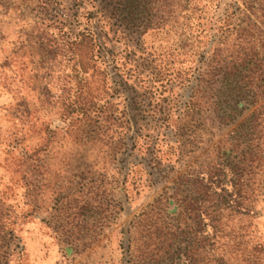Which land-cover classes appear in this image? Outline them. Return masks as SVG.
<instances>
[{
    "label": "rangeland",
    "instance_id": "1",
    "mask_svg": "<svg viewBox=\"0 0 264 264\" xmlns=\"http://www.w3.org/2000/svg\"><path fill=\"white\" fill-rule=\"evenodd\" d=\"M84 1L78 8L74 0H47L43 11L40 0H0V264H128L135 222L152 208L177 209L173 201L159 203L163 183H151L145 156L120 140V112L131 92L121 89L110 57L67 50L64 35L85 27L83 10L92 9ZM56 10L73 23L47 26L46 11ZM193 34L181 25L150 31L138 46L171 54L170 67L187 70L199 56L178 54L194 53ZM132 58L139 72H150L151 56ZM165 95L176 108L173 136L181 147L173 158L182 153L184 166L204 168L217 158L214 143L225 128L207 116L180 115L188 88L175 85ZM169 141L158 140L164 157ZM140 162L124 182L127 167ZM255 212L254 230L264 241V194Z\"/></svg>",
    "mask_w": 264,
    "mask_h": 264
},
{
    "label": "trees",
    "instance_id": "2",
    "mask_svg": "<svg viewBox=\"0 0 264 264\" xmlns=\"http://www.w3.org/2000/svg\"><path fill=\"white\" fill-rule=\"evenodd\" d=\"M40 1L46 10L47 0ZM201 1L88 0L86 26L64 35L73 55L114 63L121 89L131 92L120 112V140L145 156L151 183H163L159 203L177 207L173 213L152 208L135 222L125 246L128 264H264V241L254 230L264 194V0H232L224 8L223 0ZM84 3L74 0L78 8ZM45 15L47 26L73 23L59 10ZM178 25L195 32L194 53L178 54L199 56L187 70L172 69L171 54L138 46L144 34ZM138 54L151 56L147 74L132 58ZM175 85L189 89L180 115L207 116L225 128L214 143L217 158L204 168L184 166L182 153L173 158L181 147L176 108L165 94ZM161 136L172 140L165 157ZM140 164L127 167L124 182Z\"/></svg>",
    "mask_w": 264,
    "mask_h": 264
}]
</instances>
